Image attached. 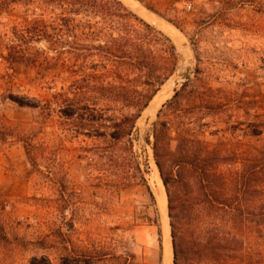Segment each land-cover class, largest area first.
<instances>
[{
    "label": "trees",
    "instance_id": "1",
    "mask_svg": "<svg viewBox=\"0 0 264 264\" xmlns=\"http://www.w3.org/2000/svg\"><path fill=\"white\" fill-rule=\"evenodd\" d=\"M0 1L5 9L23 5L37 15L16 30L9 64L67 73L70 86L56 92L49 105L72 121L73 133L103 141L86 149L92 162L104 161L110 177H118L124 187L144 183L156 204L147 185L149 162L135 150V133L144 111L178 72L181 55L171 37L121 0ZM169 21L179 29L183 25L181 20ZM43 42L46 49H35V43ZM198 42H193L197 48ZM30 50L36 54H28ZM195 51L194 72L183 75L181 87L159 111L146 137L167 191L173 264H264V122L238 121L244 130L230 122L229 130H240L241 136L234 132L229 140H207L222 114H250L230 100L223 103L222 90L211 83L214 71L202 69V55ZM164 113L165 120L159 121ZM27 155L32 161L29 144ZM0 235L6 237L2 224ZM121 258L122 264H134L132 255ZM102 260L96 254L69 252L61 264ZM30 264L52 262L42 256Z\"/></svg>",
    "mask_w": 264,
    "mask_h": 264
},
{
    "label": "rangeland",
    "instance_id": "2",
    "mask_svg": "<svg viewBox=\"0 0 264 264\" xmlns=\"http://www.w3.org/2000/svg\"><path fill=\"white\" fill-rule=\"evenodd\" d=\"M121 1L170 36L181 55L177 74L158 94L166 92L163 103L155 115L144 111L135 133V150L149 162L146 179L156 204L144 183L124 187L118 177H110L104 161L92 162L86 149L103 141L73 133L72 121L56 105H49L56 92L70 86L67 73H46L22 62L9 64L16 30L24 29L26 18L37 15L23 5L5 9L0 1V224L6 229V237L0 235V264H30L33 257L42 256L61 264L69 252L99 255L103 258L99 264H122L121 257L128 254L134 264H166L163 205L170 227L168 196L146 137L159 111L181 87L183 75L194 72L195 49L202 55V69L214 71L211 83L222 90L223 103L230 100L250 114L244 110L222 114L207 140H229L234 132L241 136L242 131L229 130L230 122L235 126L238 121L264 122V0H143L153 10L138 0ZM143 9L170 29L147 20ZM169 20H181V29ZM194 40H199V48ZM34 47L42 50L48 45ZM21 101L38 107L21 106ZM215 130L220 132L211 135Z\"/></svg>",
    "mask_w": 264,
    "mask_h": 264
},
{
    "label": "bare ground",
    "instance_id": "3",
    "mask_svg": "<svg viewBox=\"0 0 264 264\" xmlns=\"http://www.w3.org/2000/svg\"><path fill=\"white\" fill-rule=\"evenodd\" d=\"M130 3V1H128ZM135 2L133 1L132 5ZM142 14L144 15L145 18H147V20L151 21L153 24L157 25L160 28H166V29H170L163 20L159 19L158 17L156 18L154 15H152L151 13H148L146 11H141ZM172 28V27H171ZM174 28V27H173ZM168 32V31H167ZM174 32V31H172ZM172 81V80H171ZM174 82V81H173ZM172 87V86H171ZM166 92L165 93H161V95H159L158 97H156V99L151 103L149 109L147 110V114L148 116L150 115H155L158 107L160 106L161 103H163L162 101L165 99L166 97ZM159 176V175H158ZM162 183V182H161ZM165 190V189H164ZM164 203V202H163ZM164 206V221H165V236H166V240H165V263L166 264H173V246H172V240H171V236H170V227L168 224V220H167V208H166V204L163 205Z\"/></svg>",
    "mask_w": 264,
    "mask_h": 264
},
{
    "label": "water",
    "instance_id": "4",
    "mask_svg": "<svg viewBox=\"0 0 264 264\" xmlns=\"http://www.w3.org/2000/svg\"><path fill=\"white\" fill-rule=\"evenodd\" d=\"M164 86H165V85H164ZM160 91H161V90H160ZM160 91H159V93H160ZM159 93H158V94H159ZM158 94L156 95V97L158 96ZM156 97H155V98H156ZM155 98H154V99H155ZM154 99H153V101H154ZM153 101H152V102H153ZM152 102H151V103H152ZM150 105H151V104H150ZM150 105H149V107H150ZM149 107H148L146 110H148ZM160 208H161V207H160ZM162 221H163V218H162ZM165 253H166V251H165Z\"/></svg>",
    "mask_w": 264,
    "mask_h": 264
}]
</instances>
